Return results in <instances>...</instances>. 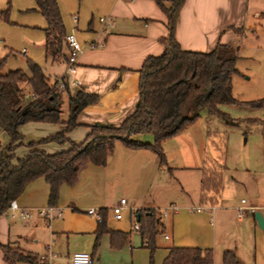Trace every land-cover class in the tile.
I'll list each match as a JSON object with an SVG mask.
<instances>
[{
  "label": "crops",
  "instance_id": "crops-1",
  "mask_svg": "<svg viewBox=\"0 0 264 264\" xmlns=\"http://www.w3.org/2000/svg\"><path fill=\"white\" fill-rule=\"evenodd\" d=\"M55 2L64 33H73L81 47L72 75L78 85L66 87L63 91L66 101L68 103V95L72 96L78 89L95 95L97 100L77 114L76 125L65 132L68 140L37 145L49 153L67 148L70 142H80L89 125L117 126L133 110L138 99V70L142 62L146 57L162 52L160 41L167 35L166 16L153 0ZM2 11H5V17L0 18V59L17 62L6 71L22 69L28 59L40 67L51 83L53 76L63 69L64 42L60 55L53 59L46 56L45 21L35 10L34 0H0V17ZM99 17H106L107 23H100ZM174 38L181 49L189 51L207 52L217 43L233 46L238 53L234 64L238 72L244 64L262 71L264 0H184L177 13ZM48 63L50 71L46 69ZM233 82L231 78V87ZM235 99H264V83H256L251 88L247 86ZM254 110L247 117L232 118L247 119L249 124L258 125L262 141L258 164L264 175V104ZM63 126L39 121L19 125L17 130L22 135L19 139L22 146L12 152L16 157L21 156L28 149V141H36ZM220 154L219 157L223 158V150ZM223 160L211 171L201 170L200 182L193 191L195 202L190 201L191 205L185 206L168 203L175 207L167 210L165 216L160 215L161 233L150 253L131 224L136 209L155 207L157 198L149 192L157 178L166 182V176L157 175L160 163L154 151L145 147L131 148L115 139L103 164L87 162L79 168L74 183L59 186L54 204L59 215L47 223L35 211L37 207L48 205L47 182L39 176L25 184L14 199L18 205L34 211L23 219L0 213V243L17 245L28 255L36 257V261L7 263L0 250V264H46L38 256L47 252L51 255L50 264H69L68 256L76 250L90 253L91 264H149L150 258L151 264H161L169 247L175 245L210 249L212 264H222L224 249L234 251L235 264H264V228L257 225L253 216L258 210L264 220V195L253 189L255 183L249 180L250 168L246 165L239 167L244 169V176L226 175L225 180L224 172L229 166L225 164V158ZM209 176L213 177L215 184L201 188L202 179ZM224 187L234 191L226 192ZM239 188L244 189L248 197L239 195ZM183 191L186 195L190 193ZM117 192L120 194L118 200L115 197ZM120 197L125 198V204L120 217L114 218L111 210ZM88 207L98 211L102 208L106 212L104 226L107 230L99 235L95 246L98 221L85 212ZM239 209L242 210L240 214ZM108 230L124 233L117 235L118 245L109 243Z\"/></svg>",
  "mask_w": 264,
  "mask_h": 264
},
{
  "label": "trees",
  "instance_id": "trees-1",
  "mask_svg": "<svg viewBox=\"0 0 264 264\" xmlns=\"http://www.w3.org/2000/svg\"><path fill=\"white\" fill-rule=\"evenodd\" d=\"M153 1L167 20V35L160 41L163 50L142 62L138 70V99L133 110L117 126L89 125L80 142H70L65 149L45 152L37 145L46 141L68 140L65 132L76 125V116L82 108L96 102V96L78 89L72 96L68 95V105L64 111L50 79L32 61H25L27 71L13 69L0 73V129L9 139L0 147V213L9 200L18 196L27 182L39 176L48 184L47 204L54 205L59 186L74 183L79 168L87 162L103 164L115 139L131 148L151 149L161 163L165 161L162 140L196 120L202 109L229 121L218 105L261 106V100L239 101L231 94V77L237 73L234 64L238 53L235 47L217 43L207 52L181 49L174 38V25L184 0ZM34 3L35 10L45 21V54L53 59L60 55L65 35L56 2L34 0ZM4 17L5 11H2L1 18ZM3 60L0 59V66ZM24 83L30 90L27 99L21 86ZM64 113L66 118L62 120ZM29 121L61 123L64 126L36 141H28L26 152L16 157L12 152L13 146L22 137L17 127ZM142 132L150 133L152 140L142 141L132 137ZM213 181L212 176L204 177L200 187L215 184ZM99 213L102 218L95 230L94 246L99 235L107 230L104 226L105 209L100 208ZM134 220L138 224L136 230L140 238L151 253L156 246V237L161 233L159 213L149 207L138 208L134 212ZM108 231L109 243L118 245L117 235L124 233ZM0 250L7 263L36 261V257L28 255L17 245L0 243ZM221 262L235 264L234 251L224 249ZM161 264H212L211 251L197 246H170Z\"/></svg>",
  "mask_w": 264,
  "mask_h": 264
},
{
  "label": "rangeland",
  "instance_id": "rangeland-1",
  "mask_svg": "<svg viewBox=\"0 0 264 264\" xmlns=\"http://www.w3.org/2000/svg\"><path fill=\"white\" fill-rule=\"evenodd\" d=\"M16 64V60L6 61L4 59L0 66V73L7 72V68L16 66ZM21 68L26 70V64ZM46 69L47 71L51 70L49 63ZM248 76L249 78L246 79ZM231 78L234 80L231 94L234 98L239 97L247 86L251 88L256 83H264V68L260 71L259 68L244 64L241 70L233 74ZM21 86L24 96L28 97L29 89L27 85L24 83ZM66 99V94L62 92L59 95V101L60 107L64 111H66L68 105ZM252 100H261V106L264 104V99ZM217 107L229 117V121L202 109L196 120L185 125L175 135L162 140L161 146L165 153V161L160 163L157 175H162L164 178L166 176V182H162L161 179L157 178L155 185L152 186L149 192L157 198L154 204L155 207H152L156 212H160L170 202L177 206L191 205L190 201L195 202L196 197L193 191L200 182L201 170L211 171L217 168L216 164L222 162L224 158L225 164L229 166L224 172V178L227 177L226 175L241 176L244 169H239V167L240 165H246L251 172L247 173L250 174L249 180L255 183L253 189L264 195V179H262L264 175L261 172L263 168L260 163L258 164L262 144L260 129L258 125L249 124L250 121H247V119L232 118V116L247 117L251 111H255L254 108L259 107L251 108L243 106V104H220ZM61 118L64 120L66 117L62 115ZM132 137L142 141H151V134L148 132L136 133ZM8 140L6 133L0 129L1 143L6 144ZM20 146H22V143L17 141L13 149L17 148L18 150ZM221 150L224 152L223 158L221 156L222 160L219 157ZM242 176L244 175L242 174ZM183 190L190 192L189 195H186ZM224 191L233 192L234 189L224 187ZM237 192L239 195L248 197V193H244L242 188H239ZM119 196V192L115 193L116 200ZM233 223L236 224L234 215Z\"/></svg>",
  "mask_w": 264,
  "mask_h": 264
},
{
  "label": "built area",
  "instance_id": "built-area-1",
  "mask_svg": "<svg viewBox=\"0 0 264 264\" xmlns=\"http://www.w3.org/2000/svg\"><path fill=\"white\" fill-rule=\"evenodd\" d=\"M73 19H75V15H73ZM99 22L102 24L107 23V18L106 17H99L98 18ZM63 42L66 46V54L63 59V69L62 71L53 76L52 78V85H53V91L57 94L60 95L61 92L65 90V88L69 86H76L78 85V82L75 78L72 77L76 70V59L79 53L81 52V47L76 41L73 33H67L63 37ZM5 144H2L0 141V147L4 146ZM125 204V198L120 197L118 204L112 208L111 210V215L114 218H119L121 215V210L123 205ZM174 205L170 204L167 207H164L159 213V215L165 216L167 213V210L169 209H174ZM34 211L33 208H28V207H22L18 205L15 201V199H11L8 201L5 209L3 210L2 213L7 215L10 218L14 219H23L29 217L32 212ZM35 211L43 217L45 223L50 221L53 217H56L59 215V211L54 208V205H45L42 207H37L35 208ZM85 212L91 216L93 219L96 221H100L102 216L99 213V211L94 208V207H88L86 208ZM238 213H242V210L239 209ZM132 228L137 229L138 224L137 222L133 219ZM51 258V255L49 252L40 254L38 256L39 260H42L46 262V264H50L48 260ZM68 262L69 264H91L92 262V256L90 253L82 250H76L73 251L69 254L68 256Z\"/></svg>",
  "mask_w": 264,
  "mask_h": 264
},
{
  "label": "water",
  "instance_id": "water-1",
  "mask_svg": "<svg viewBox=\"0 0 264 264\" xmlns=\"http://www.w3.org/2000/svg\"><path fill=\"white\" fill-rule=\"evenodd\" d=\"M253 216L256 220V223L257 225L260 227V228H264V220L260 214V212L258 210L254 211L253 212Z\"/></svg>",
  "mask_w": 264,
  "mask_h": 264
}]
</instances>
